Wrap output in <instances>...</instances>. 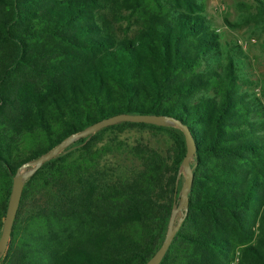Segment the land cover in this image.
Here are the masks:
<instances>
[{
  "label": "trees",
  "instance_id": "1",
  "mask_svg": "<svg viewBox=\"0 0 264 264\" xmlns=\"http://www.w3.org/2000/svg\"><path fill=\"white\" fill-rule=\"evenodd\" d=\"M248 65L203 0H0V231L19 165L100 119L166 115L194 151L187 210L158 264H264V81L242 90ZM112 128L168 146L134 145L138 169L113 176L93 148ZM184 152L175 126L128 121L71 142L24 182L0 264H144Z\"/></svg>",
  "mask_w": 264,
  "mask_h": 264
},
{
  "label": "rangeland",
  "instance_id": "2",
  "mask_svg": "<svg viewBox=\"0 0 264 264\" xmlns=\"http://www.w3.org/2000/svg\"><path fill=\"white\" fill-rule=\"evenodd\" d=\"M203 2L205 14L220 34L221 42L239 45L247 57L249 65L245 66L242 73L251 82H239L240 88L257 94L259 86L264 81V20L255 14L253 1L203 0ZM114 26L119 32L124 22ZM130 29L133 30L134 25ZM262 103L264 104V100ZM136 144H145L163 153L168 146V140L162 133L149 129H107L101 133L100 139L93 147L100 155L98 165L107 169L113 176L136 171L139 161L131 154V149ZM182 177L183 174L179 171L177 175L179 181H182Z\"/></svg>",
  "mask_w": 264,
  "mask_h": 264
},
{
  "label": "water",
  "instance_id": "3",
  "mask_svg": "<svg viewBox=\"0 0 264 264\" xmlns=\"http://www.w3.org/2000/svg\"><path fill=\"white\" fill-rule=\"evenodd\" d=\"M122 121L135 122V123H148L156 126L173 125L183 135L185 152L180 161V168L178 170V172L179 171L182 172L183 177L177 194V202L176 204L175 203L172 204L169 219L167 222L166 232L159 247L144 264H158L160 262L171 239L173 238L175 232L179 228L181 221L187 210V191L190 188L192 181V172H191V167L189 165V160L194 151V144L189 134V131L184 125H181L177 120L169 116L152 115V114L119 113L107 118L100 119L78 132L68 134L47 152L19 165L11 177L10 191L8 195L5 213L2 219V226L0 231V256H2L3 253L5 252L7 242L9 239L11 224L26 179L30 177L40 167V165L43 162L51 159L54 155H56L59 151L64 149L71 142L75 141L78 138L84 137L88 134H91L99 130L100 128ZM177 215L178 217L175 220V217Z\"/></svg>",
  "mask_w": 264,
  "mask_h": 264
},
{
  "label": "built area",
  "instance_id": "4",
  "mask_svg": "<svg viewBox=\"0 0 264 264\" xmlns=\"http://www.w3.org/2000/svg\"><path fill=\"white\" fill-rule=\"evenodd\" d=\"M216 31H217V29H216Z\"/></svg>",
  "mask_w": 264,
  "mask_h": 264
}]
</instances>
